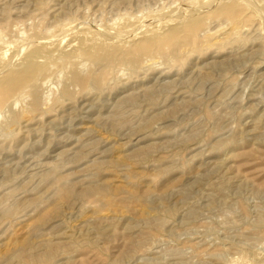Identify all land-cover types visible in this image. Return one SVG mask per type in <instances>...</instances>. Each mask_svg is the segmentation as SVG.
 Wrapping results in <instances>:
<instances>
[{"label":"rangeland","instance_id":"374dc122","mask_svg":"<svg viewBox=\"0 0 264 264\" xmlns=\"http://www.w3.org/2000/svg\"><path fill=\"white\" fill-rule=\"evenodd\" d=\"M26 59L0 264H264V0H0Z\"/></svg>","mask_w":264,"mask_h":264},{"label":"bare ground","instance_id":"6f19581e","mask_svg":"<svg viewBox=\"0 0 264 264\" xmlns=\"http://www.w3.org/2000/svg\"><path fill=\"white\" fill-rule=\"evenodd\" d=\"M228 9H229V11H228ZM230 9H231V11H230ZM232 7H230V8H227L226 10L228 11V12H232ZM224 10V9H223ZM202 13V12H201ZM220 13H222V14H226V12H222V11H220ZM197 19V18H196ZM202 19V18H201ZM181 21H182V19H180ZM199 20V19H198ZM181 21H178V23L177 24H181L182 22ZM185 22V21H184ZM183 22V23H184ZM194 22V21H193ZM203 22V21H202ZM205 22V21H204ZM128 25V27L130 28V29H134L135 27H133L134 26V22H132V23H128L127 24ZM183 25V24H182ZM181 25V26H182ZM193 29H197L198 27H200V22L199 21H195L194 23H193ZM203 25V24H202ZM148 26V25H147ZM179 26V25H178ZM127 27V26H126ZM138 28V29H137ZM144 28H146L145 26H144ZM202 28V27H201ZM200 28V29H201ZM135 29H137V31L138 32H142L143 33V31L144 30H142L143 28H142V26H140L139 24L137 25V27L135 28ZM174 29H176V28H174ZM199 29V28H198ZM147 30V29H146ZM129 31V30H128ZM133 31V30H132ZM195 31H197V30H195ZM142 33H141V35H142ZM148 34V33H147ZM179 34V33H178ZM199 34V33H198ZM157 35V34H156ZM156 35H154V36H156ZM172 35V34H171ZM148 37V36H147ZM151 37V36H150ZM153 38H155V37H153ZM33 40V39H32ZM152 46V45H151ZM34 47V46H33ZM30 48V49H28L27 51H25L26 53H25V55H26V57L27 56H29L30 55V58H31V55H32V52L34 51V48ZM121 47V46H120ZM149 47V46H148ZM35 48H36V46H35ZM143 48V47H142ZM20 49V48H19ZM27 49V48H26ZM132 49H134V48H132ZM126 52H128V51H130V50H125ZM125 51H123V52H125ZM136 52H137V50H135ZM135 51L133 50V53H135ZM17 53V52H16ZM15 53V54H16ZM127 54V53H126ZM129 54V53H128ZM22 55V54H21ZM77 55H79V54H77ZM16 56V55H15ZM80 56V55H79ZM122 57V56H121ZM61 59V58H60ZM62 61V60H61ZM23 62V61H22ZM18 64V63H17ZM23 68H21L20 70H9L6 74H5V76L3 77V76H1V77H3L1 80H0V102L1 101H3V99H6L5 97H10V96H8L9 94H10V92H14V91H12L13 89H17V88H19L20 87V89H17L18 91H19V93L17 94V97L15 98L14 96V104L16 103H18V100L22 97L23 98V96H24V90H25V88H27L28 86H32L33 84H34V79H35V75H36V72H40L41 70H42V68H41V70L40 71H36V72H34L36 69H38L36 66H35V64L31 61V59H26V60H24V62H23ZM43 66V65H42ZM47 66V65H46ZM45 66V67H46ZM15 68V67H14ZM40 68V67H39ZM34 74V75H33ZM34 76V77H33ZM40 77V76H39ZM35 80H37V78L35 79ZM35 82H37V81H35ZM16 89H15V91H16ZM17 92V91H16ZM21 98V99H22ZM7 100V99H6ZM2 103V102H1ZM5 104V103H4ZM1 113V112H0Z\"/></svg>","mask_w":264,"mask_h":264}]
</instances>
